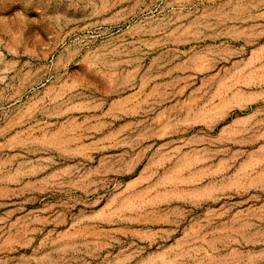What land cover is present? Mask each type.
I'll list each match as a JSON object with an SVG mask.
<instances>
[{
	"label": "rangeland",
	"instance_id": "374dc122",
	"mask_svg": "<svg viewBox=\"0 0 264 264\" xmlns=\"http://www.w3.org/2000/svg\"><path fill=\"white\" fill-rule=\"evenodd\" d=\"M176 1L0 0V264H264V0Z\"/></svg>",
	"mask_w": 264,
	"mask_h": 264
},
{
	"label": "bare ground",
	"instance_id": "6f19581e",
	"mask_svg": "<svg viewBox=\"0 0 264 264\" xmlns=\"http://www.w3.org/2000/svg\"><path fill=\"white\" fill-rule=\"evenodd\" d=\"M196 0H181V1H176L177 3H175V5L179 6V7H182V8H186L190 5H192ZM215 1V0H214ZM217 2V1H216ZM174 6V5H173ZM196 6V5H195ZM189 11V10H188ZM191 12V11H190ZM192 13V12H191ZM189 15V14H188ZM187 14H183V13H180L178 15L179 19H185L187 18L188 16ZM189 17V16H188ZM188 19V18H187ZM39 84V83H38ZM16 123L15 121H10L8 123L7 126L3 127L1 130H0V139L5 135H7L14 127H15Z\"/></svg>",
	"mask_w": 264,
	"mask_h": 264
}]
</instances>
